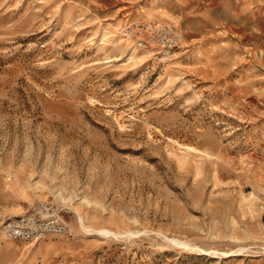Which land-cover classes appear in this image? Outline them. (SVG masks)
I'll list each match as a JSON object with an SVG mask.
<instances>
[{
	"label": "rangeland",
	"instance_id": "rangeland-1",
	"mask_svg": "<svg viewBox=\"0 0 264 264\" xmlns=\"http://www.w3.org/2000/svg\"><path fill=\"white\" fill-rule=\"evenodd\" d=\"M38 202L73 239L1 234ZM0 264H264V0H0Z\"/></svg>",
	"mask_w": 264,
	"mask_h": 264
},
{
	"label": "built area",
	"instance_id": "built-area-1",
	"mask_svg": "<svg viewBox=\"0 0 264 264\" xmlns=\"http://www.w3.org/2000/svg\"><path fill=\"white\" fill-rule=\"evenodd\" d=\"M124 35L137 45L155 54L160 61H168L180 47L183 34L175 26L158 21L131 23ZM61 211L52 202H38L22 214L7 217L1 224V234L12 241L36 244L48 235L73 239L71 228L63 220Z\"/></svg>",
	"mask_w": 264,
	"mask_h": 264
},
{
	"label": "crops",
	"instance_id": "crops-1",
	"mask_svg": "<svg viewBox=\"0 0 264 264\" xmlns=\"http://www.w3.org/2000/svg\"><path fill=\"white\" fill-rule=\"evenodd\" d=\"M164 19L167 20L169 23H173V21L172 20H169L168 18H164ZM46 238H47V236L44 239H46ZM44 239H42V240H44Z\"/></svg>",
	"mask_w": 264,
	"mask_h": 264
}]
</instances>
